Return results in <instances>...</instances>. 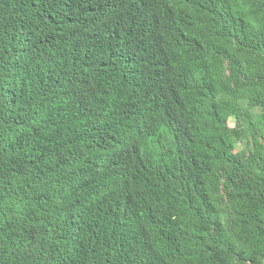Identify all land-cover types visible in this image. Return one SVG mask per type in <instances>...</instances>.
Returning a JSON list of instances; mask_svg holds the SVG:
<instances>
[{
    "label": "trees",
    "instance_id": "16d2710c",
    "mask_svg": "<svg viewBox=\"0 0 264 264\" xmlns=\"http://www.w3.org/2000/svg\"><path fill=\"white\" fill-rule=\"evenodd\" d=\"M0 264H264V0H0Z\"/></svg>",
    "mask_w": 264,
    "mask_h": 264
},
{
    "label": "rangeland",
    "instance_id": "374dc122",
    "mask_svg": "<svg viewBox=\"0 0 264 264\" xmlns=\"http://www.w3.org/2000/svg\"><path fill=\"white\" fill-rule=\"evenodd\" d=\"M254 112H256V111H254ZM233 125H234V124H233L232 120H230L229 123H228V126H229L230 128H232ZM244 150H246V146H245L244 144H238V145L236 146L234 152H237V151H244Z\"/></svg>",
    "mask_w": 264,
    "mask_h": 264
}]
</instances>
